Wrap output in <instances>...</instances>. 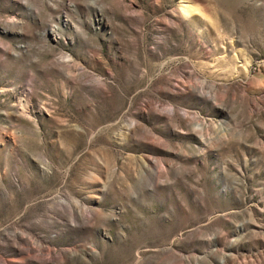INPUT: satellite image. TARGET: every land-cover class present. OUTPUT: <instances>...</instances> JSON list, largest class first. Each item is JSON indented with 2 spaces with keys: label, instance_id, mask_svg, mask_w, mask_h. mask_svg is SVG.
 <instances>
[{
  "label": "rangeland",
  "instance_id": "obj_1",
  "mask_svg": "<svg viewBox=\"0 0 264 264\" xmlns=\"http://www.w3.org/2000/svg\"><path fill=\"white\" fill-rule=\"evenodd\" d=\"M0 264H264V0H0Z\"/></svg>",
  "mask_w": 264,
  "mask_h": 264
},
{
  "label": "bare ground",
  "instance_id": "obj_2",
  "mask_svg": "<svg viewBox=\"0 0 264 264\" xmlns=\"http://www.w3.org/2000/svg\"><path fill=\"white\" fill-rule=\"evenodd\" d=\"M216 93V92H215ZM223 99V98H222ZM206 130V129H205ZM207 131V130H206ZM210 136V135H209ZM204 138H205V136H204ZM206 140V139H205ZM207 142V141H206Z\"/></svg>",
  "mask_w": 264,
  "mask_h": 264
}]
</instances>
